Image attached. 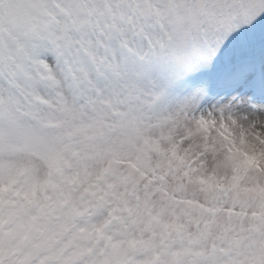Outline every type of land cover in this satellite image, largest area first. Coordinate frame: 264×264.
<instances>
[{"label":"snow or ice","instance_id":"snow-or-ice-1","mask_svg":"<svg viewBox=\"0 0 264 264\" xmlns=\"http://www.w3.org/2000/svg\"><path fill=\"white\" fill-rule=\"evenodd\" d=\"M0 264H264V0H0Z\"/></svg>","mask_w":264,"mask_h":264}]
</instances>
